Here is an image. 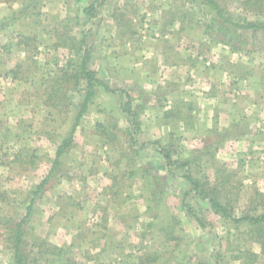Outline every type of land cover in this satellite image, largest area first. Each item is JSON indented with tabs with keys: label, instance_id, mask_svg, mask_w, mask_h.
I'll return each mask as SVG.
<instances>
[{
	"label": "rangeland",
	"instance_id": "1",
	"mask_svg": "<svg viewBox=\"0 0 264 264\" xmlns=\"http://www.w3.org/2000/svg\"><path fill=\"white\" fill-rule=\"evenodd\" d=\"M34 1L36 15L26 18L30 8L17 4L2 22L14 35L0 31V46L10 40V51L0 49L9 64L0 80V151L9 153L0 162V219L3 227L20 221L32 201L23 226L26 263L264 264V223L221 217L185 179L214 190L231 217L257 216L264 212V154L248 149L228 156L235 149L228 129L177 121L186 107L179 112L175 98L168 101L162 80L168 62L195 68L201 60L215 69L228 67L230 57L231 66L247 58L245 64L263 75L264 31L235 26L264 22V0H215L234 26L203 0ZM81 54L99 78L130 95L136 125L118 95L98 89L71 148L53 167L85 96L81 79L60 78L65 71L76 74ZM16 149L21 167L14 165ZM56 206L71 229L54 234ZM1 226L0 264H9Z\"/></svg>",
	"mask_w": 264,
	"mask_h": 264
},
{
	"label": "crops",
	"instance_id": "2",
	"mask_svg": "<svg viewBox=\"0 0 264 264\" xmlns=\"http://www.w3.org/2000/svg\"><path fill=\"white\" fill-rule=\"evenodd\" d=\"M17 4L22 7L21 2L0 0V10L2 11L0 14L2 16L0 17V31H2L3 36L10 37L14 35L11 31H8L9 28L7 30L6 26L9 25L3 26L2 22L8 20V16L15 13L16 6L14 5ZM3 11H7V14ZM27 13L31 12L28 11ZM14 28L11 30L17 29ZM31 30L34 31V28ZM9 32L11 33L9 34ZM9 44L10 40L1 45V51L6 48L10 51ZM233 58L235 59V57ZM242 59L247 61V58ZM0 61L1 80L9 65L7 59H3L1 52ZM227 61L228 67H217L215 69L206 68L204 65L207 66V62H201V60L196 62L195 68L190 63H185L182 60L178 64H174L175 66L168 62L162 67V70L165 69V66L167 67L162 74V80L165 84L164 90H167L164 93L166 98L169 99L168 101H170V98L172 100V97L175 98V104L178 106V109H176L179 112L183 107H186L185 113L182 114L183 117L180 116L181 118L177 120L185 122L188 119L187 123L183 122L184 125L194 124L199 128L201 126L206 128L223 126L226 131L228 129V142L229 144L234 143L235 148L232 153L228 152V156L240 155L242 152L247 153L248 149H251L255 154H258L256 152H259L260 155L264 154V74L258 76L255 74L257 73L255 68L247 66L244 61H240L242 64L240 63L238 68L230 65L231 57ZM178 67H182L183 72H180ZM201 69H205V72H202ZM236 70L238 71L236 72ZM188 74H190L192 81L186 76ZM184 76H186L185 79ZM201 89L203 90L202 93ZM187 100H190L192 104ZM166 114L168 115V113ZM234 137H240L241 139L234 140ZM54 213L58 218L54 234H57L58 230L63 227L71 229L70 224L67 222L68 216H65L60 206H56ZM88 224L91 223L88 222ZM84 227L87 226L84 225ZM87 229H90L89 234L92 235L91 231L95 229V226Z\"/></svg>",
	"mask_w": 264,
	"mask_h": 264
},
{
	"label": "trees",
	"instance_id": "3",
	"mask_svg": "<svg viewBox=\"0 0 264 264\" xmlns=\"http://www.w3.org/2000/svg\"><path fill=\"white\" fill-rule=\"evenodd\" d=\"M6 2L11 1V2H21L23 6H27L28 8H30L31 13H28L29 16H34L36 15L38 12L36 10H39L40 6L38 5V2H33V4H30L31 0H4ZM205 4H207L208 6H210L217 14V16L224 22V23H228V25L234 26L236 24L232 23L230 20V15H228L229 17H227L226 15H224L218 5V3L215 0H203ZM36 4V5H35ZM230 21V22H229ZM235 27L238 28H243L246 30H261L264 31V22L261 23H250V22H245V23H238ZM230 30L228 29V32ZM20 39H23L22 37H20ZM82 41L84 40V37L81 39ZM229 46V43H228ZM79 61H78V66H77V71L76 74H74V72L72 71L71 73H67L66 71L63 73L64 76H62L60 79L63 80H71L73 78L76 79H81L84 82L85 85V96L84 99L81 101L80 105H79V111L74 119V124L71 126V130L68 134V136H66L61 143L58 145L56 152H55V158L53 160V167L57 166V164H59L60 162V158L62 157V155H64L68 149L71 148L73 142H74V132L75 129L77 128V126L79 125V122L81 120V118L83 117L84 113L87 111L88 105L90 103V101L92 100V98L95 96V93L98 89L103 90L104 92L111 94V95H118L119 98L121 99V105L120 108L123 111V113H125L128 118H130L131 122H133L134 124L136 123V115L133 112V109L131 107V97L128 93H126L124 90L122 89H117V88H112L110 87V85H108L103 79L99 78L97 73L95 71H93L92 69H90L88 67V60L89 58L87 57V54H81L79 56ZM10 74H12V80L16 79V72L13 70L9 71ZM4 75V74H3ZM4 76H8V75H4ZM66 76V78H65ZM30 77L29 75H26V77H23L27 80V78ZM21 80V79H20ZM52 90V87H50ZM53 91H56V88H53ZM29 96V94H28ZM31 97H34L33 95H30ZM51 98V95H49V99ZM58 99V98H57ZM30 105H32V103H29ZM136 125V124H135ZM3 132L0 133V138H2ZM3 145L0 146V149ZM24 150V149H22ZM14 159H16V163L14 165L17 164V166L21 167V165L25 164V163H21L19 162L20 158L22 157L21 155V151H18L17 149L14 151ZM17 152V153H16ZM32 154L31 155H36V150H31L30 151ZM0 159H2L3 161H0L1 163L4 162V159L7 155H9L8 152H1L0 151ZM34 158V157H33ZM164 158L166 161V164L169 166L171 161V157L169 154H167L166 152H164ZM29 162H33V159H31V161ZM7 166L9 167L12 163L11 162H7ZM32 167L34 166V163H31ZM54 169V168H53ZM33 170V169H31ZM53 170L49 171V176L51 175ZM185 179L189 182L193 192H195L198 196H200L201 198L207 199L209 202V205L211 207V209L213 210L214 213L219 214L221 217L223 218H229L230 220H232L234 223H249L251 225H260L262 223H264V212L261 213L260 215L257 216H244V217H239V218H235V217H231V214L228 212L227 207L225 205H223L222 203L219 202L218 197L215 195V191L210 189H207V187H205V185L201 182H199L198 180H194L192 179L190 176H186ZM44 182L42 181L36 189V192L39 191L41 189V187L43 186ZM35 194V193H34ZM259 196V194H258ZM262 196V195H260ZM32 201H30V203L28 204L27 208H26V214L25 216L18 222H13L10 221L8 222L6 225L1 226L2 223H5L4 221H2V219H0V226L3 227L2 229L5 230L6 235H8V239H9V243H6L7 245V250L9 247V251H10V262L9 264H27L26 263V255L23 254V250H24V244H23V236H24V223H25V219L27 218V216L29 215V210L31 207ZM183 207L185 208V210L187 211V213L194 217L197 222L201 225V219L199 217H197L194 213H192L190 207L185 204V202H182ZM9 244V245H8ZM8 252V251H7ZM37 256V254H36ZM35 256V257H36Z\"/></svg>",
	"mask_w": 264,
	"mask_h": 264
}]
</instances>
